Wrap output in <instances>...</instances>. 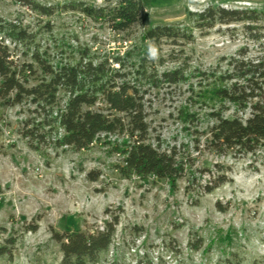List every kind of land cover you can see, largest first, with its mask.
Here are the masks:
<instances>
[{
  "label": "rangeland",
  "instance_id": "rangeland-1",
  "mask_svg": "<svg viewBox=\"0 0 264 264\" xmlns=\"http://www.w3.org/2000/svg\"><path fill=\"white\" fill-rule=\"evenodd\" d=\"M32 1L51 5L53 14L42 15L21 0H0L1 23L29 34L25 41L0 34L18 67L31 62L35 48L54 61L70 60L83 47L97 56L121 52L138 42L143 29L173 23L191 27L193 39L179 46L162 40L158 48L150 47L161 55L162 68L186 60L190 69H204L240 48L250 56L264 55V0H142L145 21L122 32L62 9L69 1L113 6L119 0ZM207 6L254 9L259 18L194 27L190 13ZM193 81L144 86L148 141L155 144L159 138L162 147L176 146L190 164L174 186L165 179L121 175L122 155L114 150L119 135L102 134L82 150L31 149L20 131L33 105L0 101V231L5 229L0 242L16 238L12 260L0 257V264H58L61 252L53 231L92 230L113 216L118 224L112 243L91 264H264V143L250 153L212 151L213 120L187 102ZM232 112L230 107L225 115ZM221 174L226 182L204 192ZM28 224L37 229L25 230Z\"/></svg>",
  "mask_w": 264,
  "mask_h": 264
},
{
  "label": "trees",
  "instance_id": "trees-1",
  "mask_svg": "<svg viewBox=\"0 0 264 264\" xmlns=\"http://www.w3.org/2000/svg\"><path fill=\"white\" fill-rule=\"evenodd\" d=\"M21 1L42 15L54 12L51 5ZM62 9L104 21L116 32L146 19L142 0H119L113 6L69 1ZM190 16L197 28H211L217 22L251 23L259 18L254 9L221 6H207ZM5 33L13 41L29 38L24 30L11 23L4 26L0 19V34ZM192 39L191 27L156 24L143 29L138 42L121 52L97 56L83 47L70 60L54 61L35 48L30 52L31 62L18 67L0 37V101L8 105L28 101L33 105L32 115L23 122L20 131L31 149L50 146L82 150L92 146L102 134L119 135L121 141L114 150L122 155V164L117 166L121 175L165 179L174 186L185 176L190 164L176 146L162 147L159 138L155 144L148 141L144 86L157 89L193 78L188 83L187 102L205 110L213 120L208 143L218 154L250 153L264 143V55L250 56L247 49L240 48L232 55L221 56L214 65L190 69L186 60L178 61L172 68H162L161 55L149 51L150 47L158 48L162 40L179 46L180 42ZM98 104L104 108L94 109ZM230 107L233 112L226 116ZM185 115L191 116L188 112ZM225 182V175H217L205 185L204 192L209 193ZM117 224L118 217L113 216L102 227L92 230L53 231L52 239L61 252L58 264L97 262L99 254L111 245ZM24 226L28 231L37 229L36 224ZM15 243L13 236L3 238L0 257L12 260Z\"/></svg>",
  "mask_w": 264,
  "mask_h": 264
},
{
  "label": "clouds",
  "instance_id": "clouds-1",
  "mask_svg": "<svg viewBox=\"0 0 264 264\" xmlns=\"http://www.w3.org/2000/svg\"><path fill=\"white\" fill-rule=\"evenodd\" d=\"M151 52H152L153 55H155V51H154V49H152Z\"/></svg>",
  "mask_w": 264,
  "mask_h": 264
},
{
  "label": "built area",
  "instance_id": "built-area-1",
  "mask_svg": "<svg viewBox=\"0 0 264 264\" xmlns=\"http://www.w3.org/2000/svg\"><path fill=\"white\" fill-rule=\"evenodd\" d=\"M97 1H104V0H97Z\"/></svg>",
  "mask_w": 264,
  "mask_h": 264
}]
</instances>
